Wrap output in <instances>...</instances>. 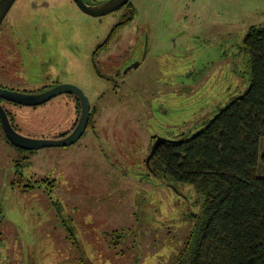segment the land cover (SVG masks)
<instances>
[{"label":"rangeland","instance_id":"obj_1","mask_svg":"<svg viewBox=\"0 0 264 264\" xmlns=\"http://www.w3.org/2000/svg\"><path fill=\"white\" fill-rule=\"evenodd\" d=\"M130 3L137 21L148 28V55L118 86L98 80L90 56L95 43L116 22L114 16L121 18L119 10L128 4L92 17L72 0H15L4 19L12 21L11 31L24 52L25 67L17 81L31 91L57 78L77 83L88 94L93 116L92 125L75 143L39 149L32 160L24 161V177H56L49 187L53 190L24 187L27 181L12 186L5 174L8 169L12 174L14 157L0 147V206L5 209L0 236L6 242L0 244L5 256L0 264H18L12 255L21 258L19 264H173L192 228L194 220L186 215L199 211L193 186L140 175L141 161L152 134L175 136L206 113L208 108L196 112L190 107L206 94L199 96L200 88L216 98L225 87L227 95L231 91L229 98L246 90L248 72L243 78L227 69V78L222 79L230 65L221 66L220 61L196 83L187 84L175 74L193 68L194 47H186L191 45V33L200 34L205 43L235 33L238 45L239 36L241 41L251 25L264 24V0ZM3 33L0 28V36ZM132 41L129 32L118 29L109 53L126 51ZM242 55L247 58L245 50ZM235 62L239 64L240 56ZM0 79L7 80L1 68ZM187 97L192 99L185 101ZM159 103L180 109L158 115ZM20 107L14 111L18 125L45 131L50 139L62 138L78 116L76 102L62 95L34 107ZM263 151L264 137L259 155ZM259 172L263 175L264 169ZM55 183L59 186L54 188ZM64 212L70 219L62 223L58 216Z\"/></svg>","mask_w":264,"mask_h":264},{"label":"trees","instance_id":"obj_2","mask_svg":"<svg viewBox=\"0 0 264 264\" xmlns=\"http://www.w3.org/2000/svg\"><path fill=\"white\" fill-rule=\"evenodd\" d=\"M248 86L188 137L162 144L153 171L191 184L199 211L173 264H264V24L244 36Z\"/></svg>","mask_w":264,"mask_h":264},{"label":"flooded vegetation","instance_id":"obj_3","mask_svg":"<svg viewBox=\"0 0 264 264\" xmlns=\"http://www.w3.org/2000/svg\"><path fill=\"white\" fill-rule=\"evenodd\" d=\"M72 1L80 10H82L83 12H85L86 14L92 17H101L108 15L116 10H119L120 8H123V6L128 4L127 9L124 8L119 10V12H121V18H119V15L114 16L115 19H117L116 22L113 24L108 34L103 39H100L95 43L93 49L91 50V56H90L92 69L93 72H95V74L97 75L98 80L104 83H111L113 86H118L120 83L124 82L123 78L127 77V75L130 74L133 69H136L138 66H140L141 63H143L146 60V56L148 55V35H149L148 28L142 26V24H140L137 21V18L135 17L136 9L135 6L132 5V3H130L131 0H128L125 4L118 7L117 9L98 15L84 11L77 4L75 0ZM105 1L107 0H83L84 4L88 7H95ZM44 3L47 4V1H45ZM5 17L0 23V28L4 29L3 35L0 36V61L5 62V65L4 66L1 65L0 68L2 73H4L7 76V80H1L3 78L0 79V147L3 146L4 150L8 149V151H10L12 153V156L14 157L13 158L14 166H12L13 172L12 174H9L11 169H8L5 174V180L10 178L12 186L15 184L21 185L23 181H27V183L23 185L24 187L38 186L37 188L43 187L45 189L47 187L48 190H53L52 188L49 189V187H51L50 185L52 184L53 181H57V178L53 176L44 175L40 179H34L32 177L26 179L24 177L26 173V171H24V165H25L24 161L29 158L30 160H32V157L36 156L37 150L39 149H43L45 147H59V146L28 148L26 146L29 144V142H25L22 139H18V143H16L12 139H10V136L7 134V131H10V134L11 135L13 134L14 138H27V139H36V140H45V141L63 140L68 136L72 135V133L76 130L82 114V106H81L80 98L83 95H85L88 98L87 96L88 94L79 84L74 83L72 81H60L58 78L52 81L51 84L45 85L41 89H38L36 91L29 90L24 84L17 81L20 77H22L21 72L22 69H24L25 67L23 65V61H25V57L23 50H20V45H19L20 42H17L14 36V32L11 31L12 29L11 27L13 23L12 21H4ZM7 24H9L8 27ZM120 28L126 32H129V36L133 41L130 44V47L126 51H122L118 53H109L110 50L108 49V45L113 39L116 31H118V29ZM228 28L229 26L225 27V31H227ZM231 34H232V38L229 37ZM231 34H227L219 38L218 40H216L215 43H205L201 41L200 34H197L195 32L191 33L188 37L189 41L191 42V45H188L186 47H194L192 50V54L195 56L193 68L183 72H179L178 74H175V76H178V79L186 80L187 84L196 83L199 82L204 77L206 72L209 69H211L217 61H220L221 66L226 67L227 64L230 65L229 68H226V70L224 71V74L222 75V79L227 78V69L228 71L231 70L234 76H240L244 78V76L248 72L247 58L245 55H242V51L245 50L244 48L245 34L241 41H240L241 35L239 36L240 38L238 40L239 42L238 45L234 44L238 34L236 33L237 34L236 36H234L235 33H231ZM224 45H226V47H223ZM26 48L27 46L25 47V49ZM168 56L170 55L168 54ZM238 56H240L239 64L235 62ZM136 63H138V65L134 66V64ZM9 73H13L11 75L12 76L11 79H8ZM243 78H241V80ZM228 85H230V82L228 83ZM61 89H64L65 92L55 94L42 102H37L40 101V99L43 98L44 95L50 92L53 93ZM226 91H227L226 87L220 90L218 93L219 95L216 98L214 93H211L210 90L208 91L205 88H200L197 92L198 95L200 96L203 92H205L206 94L203 95L202 98H198L194 102V104H192V106L190 107L194 106L196 108V112L208 108L203 116L195 117L191 126H189L186 130L178 132L177 134H175V136L166 137L159 133L152 134L150 137L149 150L146 152L145 157L143 158L144 159L143 162L141 161L142 165L140 166V168L141 171L143 172H141L142 174L140 175L146 176L148 178L150 177L166 178L163 175L164 173L162 171H153L151 169L150 161L152 160V158L155 160L160 159V157L157 154L160 151L162 144L168 141H176L178 139H183L188 137V135H190L191 132L201 128L207 119H209L212 115L218 113L221 108L225 107L232 98V97L229 98L231 91L229 92L228 95L225 93ZM58 95H62L63 99H68L70 101L76 102L77 115H78L77 119L75 120V122H73L72 126H69L61 134L62 138L50 139V135H48L45 131L43 132L34 131V130L22 128L18 125L16 121L18 116L14 111L22 110V107L20 106L34 107L36 105L44 104L49 100H51L53 97H56ZM190 99H192V97H187L185 101H188ZM30 101H32V103H28ZM179 109H180L179 107H167L160 103L156 104L155 106V111L156 114L158 115H164L166 113H172V112L177 113ZM48 114L51 115L50 112H48ZM92 116H93V111L90 106L88 122L83 133L90 125H92V121H91ZM185 122L186 121H184L183 123ZM83 133L80 135L79 138H81ZM158 138H162L164 140L157 145L153 156L149 159V162L147 163L146 159L151 151L154 142ZM20 160L22 161L20 162ZM56 186H59V184L55 183L53 185L54 188ZM139 203H140L139 206L142 207L144 200H141ZM4 213H5V209L3 210L2 206H0V219L2 218ZM69 219H70L69 216L65 212L63 214L60 213L58 216V221L62 223H65L66 220ZM71 225H73V223H71ZM3 238L4 237L0 236V244L6 243L3 240ZM2 257L5 256L1 255L0 252V258ZM12 257H17L16 262L19 264L21 258L18 255L16 256L12 255Z\"/></svg>","mask_w":264,"mask_h":264},{"label":"water","instance_id":"obj_4","mask_svg":"<svg viewBox=\"0 0 264 264\" xmlns=\"http://www.w3.org/2000/svg\"><path fill=\"white\" fill-rule=\"evenodd\" d=\"M77 2V4L86 12L91 13V14H104L107 12H110L114 9H117L118 7L122 6L123 4H125L128 0H107L95 7H88L84 4L83 0H75ZM14 2V0H0V23L2 22L3 18L5 17L7 11L9 10V8L11 7L12 3ZM138 63L134 64V66H137ZM61 92H65L64 89L61 90H57L53 93H48L46 95L43 96V98L40 99V101L37 102H42L48 98H50L51 96L55 95V94H59ZM27 102V101H25ZM36 102V103H37ZM80 102H81V106H82V114L80 117V121L79 124L76 128V130L72 133V135L68 136L67 138L63 139V140H36V139H27V138H14L13 134H10V131H7V134L10 136V139H12L13 141H15L16 143H18V139H22L25 142H29V144L26 146L28 148H40V147H44V146H67L72 144L73 142H75L80 135L83 133L87 122H88V118H89V111H90V103H89V99L83 95L80 98ZM28 103H32V101L28 102ZM164 139L162 138H158L156 139V141L154 142L151 151L146 159L147 163L149 162V159L153 156L155 149L157 147V145L162 142Z\"/></svg>","mask_w":264,"mask_h":264}]
</instances>
